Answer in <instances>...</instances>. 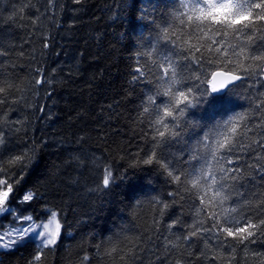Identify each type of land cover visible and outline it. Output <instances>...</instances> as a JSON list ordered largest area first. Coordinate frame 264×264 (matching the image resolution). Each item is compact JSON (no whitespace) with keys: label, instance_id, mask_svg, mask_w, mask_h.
Listing matches in <instances>:
<instances>
[{"label":"trees","instance_id":"1","mask_svg":"<svg viewBox=\"0 0 264 264\" xmlns=\"http://www.w3.org/2000/svg\"><path fill=\"white\" fill-rule=\"evenodd\" d=\"M174 6L176 0H81L79 4L57 0L55 10H49L47 0H0V50L7 52L0 55V82L8 80L19 88L0 105V120L8 121L0 123V130L7 133L10 150L38 148V163L26 175L20 192L36 187L43 197L30 205L13 206L41 218L45 205L63 209L62 236L46 250V264H124L118 255H104V250L110 247L109 239L124 247L125 236L140 238L142 251L136 264L177 260L212 264L199 256L204 244L195 238L190 248L166 251V245L171 248L167 240L187 233L199 201L178 189L155 165L129 167L139 150L151 148L144 137L151 129L147 121L140 122V112L152 86L132 80L135 54L141 45L154 42L155 28L148 21L156 18L160 23L159 18L166 19ZM141 10L147 16L144 21L138 19ZM46 42L49 47L44 48ZM37 68L50 84L35 85L34 78H40ZM239 105L247 107V102L237 100L227 106V114L220 103L191 109L187 120L197 127L190 128L180 143L165 148L168 158L187 159L202 136L201 126L211 127L240 111ZM93 161L110 164L116 176L127 172L135 178L118 180L110 191H96L102 168ZM245 162L251 160L245 157L241 163ZM176 167L191 170L188 164ZM177 191L180 195H169ZM241 191H264V179L256 173ZM155 199L170 204L162 218L155 211L159 207ZM154 218L159 221L155 226ZM11 219L0 224L5 227ZM174 220L179 223L169 230ZM262 240L250 245L247 254L238 250L233 264H260L252 252L264 253ZM36 244L28 242L7 254L0 250V264H28Z\"/></svg>","mask_w":264,"mask_h":264},{"label":"snow or ice","instance_id":"2","mask_svg":"<svg viewBox=\"0 0 264 264\" xmlns=\"http://www.w3.org/2000/svg\"><path fill=\"white\" fill-rule=\"evenodd\" d=\"M47 2L49 10H55L57 0ZM73 2L79 4L81 0ZM176 3L178 6L166 14V19L159 18L160 23L156 18L148 21L155 28L154 42L141 45L142 50L135 54L138 59L132 80L152 86L140 112V122L147 121L151 129V133H144L151 148L139 150L129 167L155 165L178 189L199 201L187 233L175 241L167 240L171 248L166 245V251L190 248L195 238L204 244L201 258L212 264H233L238 250L247 254L250 245L264 238V191H241L244 182L254 180L256 173L264 179V0ZM146 18L141 10L138 19ZM0 55L7 52L0 50ZM36 72L40 78H34L35 85L51 83L42 69ZM17 90L18 86L8 80L0 82V105ZM240 99L247 102V107L239 105L240 111L226 115L211 127L201 126L202 136L187 159L168 158L165 148L180 143L190 128L197 127L187 120L191 109L220 103L227 114V106ZM8 143L7 133L0 130V220L12 218L7 227L0 224V250L7 254L38 241L28 264H46V250L53 249L62 236L63 209L45 205L41 218L13 206L30 205L43 197L36 187L20 192L26 175L38 163V148L26 146L16 152L8 148ZM245 157L251 162L242 164ZM74 159L84 163L80 157ZM93 163L102 168L96 191H110L118 180L125 183L135 178L127 172L114 175L110 164ZM177 164H188L191 170L177 168ZM51 182L55 183L54 176ZM169 195L175 197L180 192ZM153 203L159 206L155 211L162 218L170 204L159 199ZM153 223L155 226L159 221L154 218ZM177 223L179 220L172 221L168 229ZM124 240L127 244L120 247L109 239L110 247L104 255H118L124 264H136L142 251L140 238L125 236ZM252 256L264 264V253L252 252ZM175 264L183 262L177 260Z\"/></svg>","mask_w":264,"mask_h":264},{"label":"rangeland","instance_id":"3","mask_svg":"<svg viewBox=\"0 0 264 264\" xmlns=\"http://www.w3.org/2000/svg\"><path fill=\"white\" fill-rule=\"evenodd\" d=\"M8 226V225H7ZM7 226H5V227H7ZM35 242H37L38 243V241H35Z\"/></svg>","mask_w":264,"mask_h":264}]
</instances>
